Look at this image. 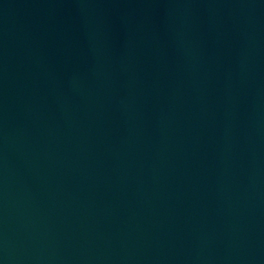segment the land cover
I'll return each instance as SVG.
<instances>
[{"label": "water", "instance_id": "95a60500", "mask_svg": "<svg viewBox=\"0 0 264 264\" xmlns=\"http://www.w3.org/2000/svg\"><path fill=\"white\" fill-rule=\"evenodd\" d=\"M0 264H264V0H0Z\"/></svg>", "mask_w": 264, "mask_h": 264}]
</instances>
